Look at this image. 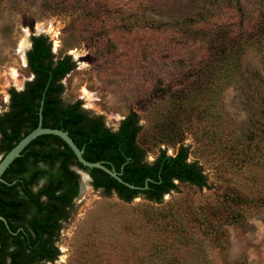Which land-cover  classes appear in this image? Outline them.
I'll list each match as a JSON object with an SVG mask.
<instances>
[{
	"label": "rangeland",
	"instance_id": "obj_1",
	"mask_svg": "<svg viewBox=\"0 0 264 264\" xmlns=\"http://www.w3.org/2000/svg\"><path fill=\"white\" fill-rule=\"evenodd\" d=\"M39 34L75 62L64 104L111 130L135 112L145 160L184 146L206 185L160 202L91 186L37 264H264V0H0V112Z\"/></svg>",
	"mask_w": 264,
	"mask_h": 264
},
{
	"label": "trees",
	"instance_id": "obj_2",
	"mask_svg": "<svg viewBox=\"0 0 264 264\" xmlns=\"http://www.w3.org/2000/svg\"><path fill=\"white\" fill-rule=\"evenodd\" d=\"M30 40L25 55L33 77L21 90L8 89L10 109L0 118V131L3 139L8 140L5 152L37 126L41 113L42 125L66 130L74 143L83 149L86 160L103 162L114 168L124 181L141 188H131L99 168L81 165L71 148L57 135L37 136L3 174L13 172L20 178L11 185L0 183V215L10 221L17 212L26 215L31 209L32 213L27 219L28 226L15 234L17 247L12 264L18 255L26 252L31 253L33 260L37 256L36 261L44 258L52 261L57 257L58 250L47 246L44 235L51 238L59 231L60 225H53V220L70 217L67 208L72 207V200L78 194L79 178L73 166L84 169L91 176L95 189L102 188L105 194L114 191L126 202L138 194L149 201L160 202L164 194L176 188L175 180L201 187L206 185L197 162L187 160L188 151L184 146H180L174 155L162 150L152 162L145 160V152L136 141L140 126L135 112L128 113L118 128L111 130L100 116L83 110L79 100L64 104L60 99L64 89L61 80L75 67V62L70 55L56 58L50 40L43 34L31 35ZM41 178L45 183L33 191V185ZM9 221L10 229L15 231ZM3 231L11 233L0 220V236ZM1 245L0 264H5L2 239Z\"/></svg>",
	"mask_w": 264,
	"mask_h": 264
},
{
	"label": "flooded vegetation",
	"instance_id": "obj_3",
	"mask_svg": "<svg viewBox=\"0 0 264 264\" xmlns=\"http://www.w3.org/2000/svg\"><path fill=\"white\" fill-rule=\"evenodd\" d=\"M9 109H10V107H9V105H7V109L6 110H4L3 112H0V118H2L3 116H4V113L5 112H7V111H9ZM7 130V132H10V130H9V128H7L6 129ZM7 144H8V140H4L3 139V136H2V132L0 131V159L9 151H7V152H5V148L7 147ZM11 144V143H10ZM16 144V143H15ZM14 144V145H15ZM21 155V154H20ZM19 157V156H18ZM11 164V163H10ZM9 164V165H10ZM8 165V166H9ZM39 166L41 167V168H44V165L42 164V163H39ZM8 168V167H7ZM6 168V169H7ZM6 169L3 171V173H2V175H1V178H2V180L0 181V183H2V184H7V185H11L13 182H15L16 181V179H19L20 178V176L19 175H17V174H14L13 172L12 173H7V174H5V176H3V174L5 173V171H6ZM72 169H73V167H72ZM74 170V169H73ZM75 171V170H74ZM76 172V171H75ZM77 173V172H76ZM28 174V172H26L25 174H23V176H25L26 177V175ZM78 175H79V178H78V194L73 198V200H72V204H73V201H74V199L77 197V196H79V192H80V184H81V179H80V174L79 173H77ZM7 176V177H6ZM90 176V175H89ZM90 178H91V176H90ZM92 182V178L90 179V183ZM45 183V179L44 178H41V179H39L38 181H37V183L35 184V185H33V187H32V189H33V191H36L38 188H40L43 184ZM91 185H92V183H91ZM93 186V185H92ZM93 188H94V186H93ZM95 189V188H94ZM97 189H102V188H97ZM103 190V189H102ZM73 208V205H72V207L71 208H67L69 211H71V209ZM30 210L31 209H29V213L28 214H26V215H24L23 213H19V212H17L16 213V216L15 217H11L10 218V221L9 220H7L3 215H0V216H2L5 220H6V222L5 221H3V220H1V221H3L4 222V224L9 228V230H10V232L11 233H9V232H5V231H3V234H2V236H0V242H1V239H2V243L4 242V252L2 251V253H3V255H5V264H12V262H13V260H12V257L14 256L13 255V253H14V251L16 250V247H17V243L15 242V234L18 232V231H20L21 229H22V227H24V226H28V221H27V219L29 218V216H31V212H30ZM69 219V218H68ZM68 219H57V220H53L52 221V223H53V225H56V224H59L60 225V228H59V231L55 234V235H53L51 238H49V235L48 234H45L44 235V239H45V241H46V244H47V246H50L51 245V247L52 248H56L57 249V247H56V245H55V240H56V238H57V236L59 235V232H60V229H61V223L62 222H65V221H67ZM8 221H9V223H12L15 227V231H12L11 229H10V227H9V224H8ZM2 246V245H1ZM1 246H0V248H1ZM5 247H6V249H5ZM16 252V251H15ZM12 253V254H11ZM15 254V253H14ZM31 253H29V252H26V253H24L23 255H18L16 258V262L15 263H13V264H37V263H39V262H44V261H49V260H47V259H39V260H37L36 261V258H37V256H34L35 258H34V260L33 259H31ZM57 256H58V254H57ZM33 260V261H32Z\"/></svg>",
	"mask_w": 264,
	"mask_h": 264
},
{
	"label": "water",
	"instance_id": "obj_4",
	"mask_svg": "<svg viewBox=\"0 0 264 264\" xmlns=\"http://www.w3.org/2000/svg\"><path fill=\"white\" fill-rule=\"evenodd\" d=\"M30 45H31V41H30ZM43 134H52V135H57L58 137H60L73 151V153L76 156L77 161L85 166V167H95V168H99L101 170H103L104 172H106L107 174H109L110 176L114 177L115 179H117L119 182L131 187V188H141L139 186H134L126 181H124L120 175L114 170V168H109L107 166L104 165L103 162L101 161H89L86 160L82 153H83V149H80L72 140V138L69 136L68 132L66 130H62L59 128H53V127H47V126H43L42 125V115L41 113H39V121L37 126L32 129L30 132H28L26 135H24L1 159H0V181L2 180L1 175L3 173V171L8 167V165L18 156H20L21 151L24 149V147L34 138H36L37 136L43 135ZM73 169L79 173V170L84 172L89 179L90 176L89 174L84 171V169L78 167V166H73ZM80 174V173H79ZM81 179V177H80ZM91 185V183H90ZM92 186V185H91ZM147 185H145L146 187ZM93 187V186H92ZM0 219L5 221L6 220L0 216ZM0 246H1V242H0Z\"/></svg>",
	"mask_w": 264,
	"mask_h": 264
},
{
	"label": "bare ground",
	"instance_id": "obj_5",
	"mask_svg": "<svg viewBox=\"0 0 264 264\" xmlns=\"http://www.w3.org/2000/svg\"><path fill=\"white\" fill-rule=\"evenodd\" d=\"M20 54H21V52H20ZM83 90H84V93H86L88 96L90 95L89 91H87L86 89H83ZM79 173H80V176H81V184H80L79 195H81V193H84L87 190H89L91 188V185H90V179L88 178V176L84 172H82L80 170H79Z\"/></svg>",
	"mask_w": 264,
	"mask_h": 264
}]
</instances>
